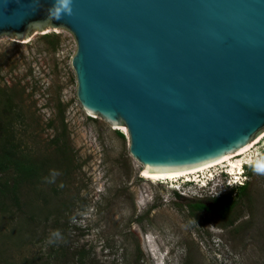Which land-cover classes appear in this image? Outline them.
I'll return each instance as SVG.
<instances>
[{"label":"rangeland","instance_id":"obj_1","mask_svg":"<svg viewBox=\"0 0 264 264\" xmlns=\"http://www.w3.org/2000/svg\"><path fill=\"white\" fill-rule=\"evenodd\" d=\"M74 49L63 29L0 37V143L36 167L16 198L0 193V264H264V173L254 170L264 138L242 167L243 191L208 195L177 178L182 196L175 180H145L126 133L79 108ZM221 197L234 202L227 220L193 209ZM54 230L61 239L50 243Z\"/></svg>","mask_w":264,"mask_h":264},{"label":"water","instance_id":"obj_2","mask_svg":"<svg viewBox=\"0 0 264 264\" xmlns=\"http://www.w3.org/2000/svg\"><path fill=\"white\" fill-rule=\"evenodd\" d=\"M0 0V37L63 29L79 108L126 131L139 169L201 167L264 131V0Z\"/></svg>","mask_w":264,"mask_h":264},{"label":"trees","instance_id":"obj_3","mask_svg":"<svg viewBox=\"0 0 264 264\" xmlns=\"http://www.w3.org/2000/svg\"><path fill=\"white\" fill-rule=\"evenodd\" d=\"M59 141H61L60 138L56 137L57 149H61L63 145L62 143L59 144ZM18 153L16 146L8 147L4 142L0 143V193L2 195L8 193L12 198H16L19 184L35 176L36 171L34 164L19 159L20 155ZM9 177H11V180ZM241 190H244L243 186ZM233 208L234 202L228 197H221L213 201V210L222 220H227ZM193 209L202 210L204 206L202 204L194 205Z\"/></svg>","mask_w":264,"mask_h":264},{"label":"bare ground","instance_id":"obj_4","mask_svg":"<svg viewBox=\"0 0 264 264\" xmlns=\"http://www.w3.org/2000/svg\"><path fill=\"white\" fill-rule=\"evenodd\" d=\"M119 130H122L123 132L126 133V131H124L121 127H119ZM263 138H264V131L261 132L259 135H257L255 138H253L245 147H243L242 149H240L239 151H237L233 155H230L226 158H223L221 160H218L216 162H213V163L201 166V167L192 168V169H188V170H181V171H176V172H168V173H150V172H147L145 170H142L141 176L143 177V179L153 181V182H158L160 180H175L176 181L177 178H180V177L181 178L186 177L187 178L186 181H188L189 180L188 177H191L192 175H194V177H196L195 176L196 174H198L200 172L204 173L206 170L214 168V167L222 165V164H224L225 171L227 173L239 174V172L241 171V169L244 165H249L252 162H254V158L256 159L258 153L251 155L252 154L251 150ZM204 176L205 175H203L202 177H204ZM207 176H208V178H211L213 176V174H210ZM191 179L193 181H196L193 178H191ZM203 179H205V178H203ZM148 242H150V241H148ZM148 246H150V245H148Z\"/></svg>","mask_w":264,"mask_h":264},{"label":"clouds","instance_id":"obj_5","mask_svg":"<svg viewBox=\"0 0 264 264\" xmlns=\"http://www.w3.org/2000/svg\"><path fill=\"white\" fill-rule=\"evenodd\" d=\"M51 14L54 16L55 19L61 18L63 15H71L72 9H71V0H54L52 9H50ZM254 170L258 173H264V163L258 162L255 164ZM59 173L53 172L52 178L54 179L56 175ZM233 174L227 173L225 170L221 171L219 175L214 174L211 178H207L204 181V185H199L197 181L191 180L187 184L194 185L198 190L202 189L207 192L208 195H212L215 191H217L218 188H228L232 189V186H229L226 182L227 180L232 179ZM218 177V178H217ZM223 178V179H222ZM218 182V183H217ZM217 183V184H216ZM237 186V187H242ZM174 192H177L179 195L186 196L183 191H178L175 189H171ZM61 239V233L59 230H54L51 233V239L49 242H54L55 240Z\"/></svg>","mask_w":264,"mask_h":264},{"label":"built area","instance_id":"obj_6","mask_svg":"<svg viewBox=\"0 0 264 264\" xmlns=\"http://www.w3.org/2000/svg\"><path fill=\"white\" fill-rule=\"evenodd\" d=\"M242 173H243V168L241 169V171L239 172V174H233L232 176V179L230 180H227V184L229 186H232V188L234 187H237V186H241L243 185V182L240 181V178L242 176ZM180 179V183H184V184H187L188 182H190L191 180L189 179L188 181L185 180V178L182 180V178H179ZM176 180V182H173V184L170 183V186H169V189H175V190H178L181 192V184H177V182L179 181ZM199 183V185H204V181H197Z\"/></svg>","mask_w":264,"mask_h":264},{"label":"flooded vegetation","instance_id":"obj_7","mask_svg":"<svg viewBox=\"0 0 264 264\" xmlns=\"http://www.w3.org/2000/svg\"><path fill=\"white\" fill-rule=\"evenodd\" d=\"M242 188V187H241ZM242 191V190H241ZM201 205V204H200ZM203 206H204V209H202V210H204V211H206V212H212L214 215H216L215 214V212H214V210H213V204H212V207L211 208H208V207H206L204 204H202ZM217 216V215H216ZM228 219V218H227Z\"/></svg>","mask_w":264,"mask_h":264}]
</instances>
